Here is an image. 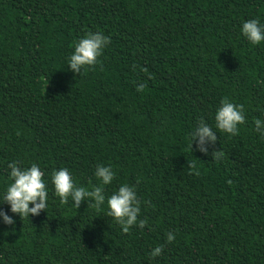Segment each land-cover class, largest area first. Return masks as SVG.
Wrapping results in <instances>:
<instances>
[{"label":"trees","instance_id":"1","mask_svg":"<svg viewBox=\"0 0 264 264\" xmlns=\"http://www.w3.org/2000/svg\"><path fill=\"white\" fill-rule=\"evenodd\" d=\"M251 19L264 26V0H0V209L15 221L0 217V264H264V41L242 34ZM97 32L110 43L74 74L75 44ZM224 98L244 106L238 135L215 127ZM200 120L217 132L208 155L190 148ZM12 161L44 173L39 215L2 202ZM61 168L103 187L100 209L60 203ZM123 184L141 201L127 234L107 216Z\"/></svg>","mask_w":264,"mask_h":264},{"label":"clouds","instance_id":"2","mask_svg":"<svg viewBox=\"0 0 264 264\" xmlns=\"http://www.w3.org/2000/svg\"><path fill=\"white\" fill-rule=\"evenodd\" d=\"M242 34L247 40L257 45L264 41V26L258 19H251L242 24ZM110 43V38L102 33H88L80 38L74 46V52L68 61V68L79 75L85 67L96 65L98 57L101 56L103 48ZM48 83V82H47ZM47 85V84H46ZM144 85L137 87V91H143ZM46 88V86H45ZM215 127L219 132L227 133L232 136L239 134L238 125L245 123L244 106L236 105L224 98L220 102V107L216 110ZM255 129L264 135V122L260 119L254 121ZM217 132L212 130L203 120H200L195 131L191 133V143L196 142L197 150L204 155H208V148L217 142ZM224 152L214 150L211 152L212 160H220L224 157ZM193 168L194 165H189ZM12 183L7 187L3 196V203L10 206V211L18 214L20 218H29L30 215H39L47 207L48 193L44 182V173L36 164L31 167L22 169L16 161L8 164ZM95 176L102 182V185H109L115 173L112 168L97 165ZM51 182L54 186L55 195L59 197L61 204H67L69 197L73 206L78 209L82 201H93L90 205L95 209L105 203L106 197L102 186H94L92 190L84 187H77L67 168L54 170L51 174ZM29 205H32L31 207ZM141 201L138 199L134 187L127 184L119 186L118 190L107 197V216L112 217L121 227L123 233L127 234L130 228L137 224L140 213ZM0 217L6 225H13L15 221L0 209ZM147 225V220H140L138 226L143 229ZM175 239V234L169 232L166 242L171 243ZM163 245H159L150 251V257L155 258L162 254Z\"/></svg>","mask_w":264,"mask_h":264}]
</instances>
